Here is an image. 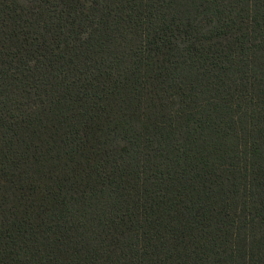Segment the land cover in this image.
Wrapping results in <instances>:
<instances>
[{"label": "trees", "instance_id": "trees-1", "mask_svg": "<svg viewBox=\"0 0 264 264\" xmlns=\"http://www.w3.org/2000/svg\"><path fill=\"white\" fill-rule=\"evenodd\" d=\"M0 264H264V0H0Z\"/></svg>", "mask_w": 264, "mask_h": 264}]
</instances>
